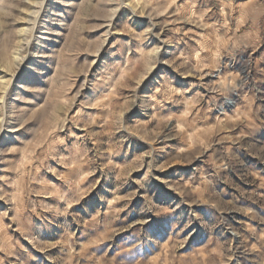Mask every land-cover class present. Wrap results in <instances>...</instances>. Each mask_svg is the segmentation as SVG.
I'll use <instances>...</instances> for the list:
<instances>
[{"label":"rangeland","instance_id":"obj_1","mask_svg":"<svg viewBox=\"0 0 264 264\" xmlns=\"http://www.w3.org/2000/svg\"><path fill=\"white\" fill-rule=\"evenodd\" d=\"M0 264H264V0H0Z\"/></svg>","mask_w":264,"mask_h":264},{"label":"bare ground","instance_id":"obj_2","mask_svg":"<svg viewBox=\"0 0 264 264\" xmlns=\"http://www.w3.org/2000/svg\"><path fill=\"white\" fill-rule=\"evenodd\" d=\"M14 76H15V75H14ZM1 99H3V97H2Z\"/></svg>","mask_w":264,"mask_h":264}]
</instances>
